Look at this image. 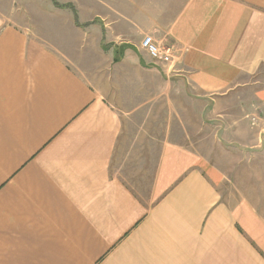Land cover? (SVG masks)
Segmentation results:
<instances>
[{"label":"crops","instance_id":"1","mask_svg":"<svg viewBox=\"0 0 264 264\" xmlns=\"http://www.w3.org/2000/svg\"><path fill=\"white\" fill-rule=\"evenodd\" d=\"M100 22L101 53L140 78L92 85L0 11V264H264V215L222 196L194 141L209 120L225 147L264 145V0H106ZM159 104L161 137L125 128ZM139 161L145 197L120 174Z\"/></svg>","mask_w":264,"mask_h":264},{"label":"rangeland","instance_id":"2","mask_svg":"<svg viewBox=\"0 0 264 264\" xmlns=\"http://www.w3.org/2000/svg\"><path fill=\"white\" fill-rule=\"evenodd\" d=\"M104 2L106 0H0V11L11 15L16 24L32 31V38L41 45L58 51L70 62L74 70L92 85L106 86V83L102 84L104 80H109L110 83L111 80L140 78L131 69L123 71L115 65L110 52L101 53L106 44L101 39L100 22ZM84 56H87L88 64L81 61ZM145 78L149 77L145 75ZM110 88L115 89L112 84ZM118 90L125 99L124 102L131 105L130 97L134 90L131 82H122ZM157 111V118L151 120L126 117L125 128H149L156 137H161L166 122L162 104L158 105ZM251 123L254 125L255 122ZM196 124L195 130L198 133L194 136V141L203 147L200 153L211 166L215 165L223 172L219 183L222 196L238 198L244 194H235L236 192H247L248 201L254 203L264 215V145L247 154L235 147L222 145L216 136L217 130L213 121L197 120ZM156 152L151 151L149 156L145 149L141 151V157L154 159ZM143 163L139 161L136 165H129L120 170L121 176H124L140 197L147 195L145 187L153 169L151 166L142 165Z\"/></svg>","mask_w":264,"mask_h":264},{"label":"built area","instance_id":"3","mask_svg":"<svg viewBox=\"0 0 264 264\" xmlns=\"http://www.w3.org/2000/svg\"><path fill=\"white\" fill-rule=\"evenodd\" d=\"M141 48L148 57L155 63L170 65L173 62L175 48L165 42L156 41L153 37L147 36L141 42ZM255 122V119H252Z\"/></svg>","mask_w":264,"mask_h":264}]
</instances>
